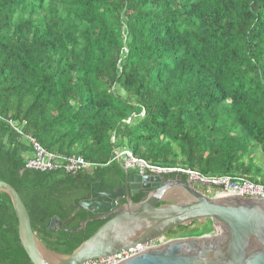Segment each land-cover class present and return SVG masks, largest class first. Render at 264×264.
I'll return each instance as SVG.
<instances>
[{"label":"trees","instance_id":"1","mask_svg":"<svg viewBox=\"0 0 264 264\" xmlns=\"http://www.w3.org/2000/svg\"><path fill=\"white\" fill-rule=\"evenodd\" d=\"M11 119L94 166L27 168L32 145ZM116 149L264 183V0H0V180L49 249L72 253L106 222L50 227L58 216L78 230L92 215L81 201L125 183ZM0 264H32L2 191Z\"/></svg>","mask_w":264,"mask_h":264},{"label":"water","instance_id":"2","mask_svg":"<svg viewBox=\"0 0 264 264\" xmlns=\"http://www.w3.org/2000/svg\"><path fill=\"white\" fill-rule=\"evenodd\" d=\"M122 168L126 172V187L115 192L101 191L92 200L81 201L80 208L94 215L82 221L78 230L67 228V221L58 216L52 219L51 228L64 227L70 232L84 230L89 221L106 219L69 254L46 246L33 229L20 192L0 180V191L11 197L20 242L32 264H82L161 240L178 226L207 219L213 223L211 232L206 233L209 228L201 235L199 232L168 239L118 264H264V198L210 196L180 177L165 181L162 173L141 174L123 165ZM141 189L149 193L135 203L132 197ZM122 198L125 202H121Z\"/></svg>","mask_w":264,"mask_h":264},{"label":"built area","instance_id":"3","mask_svg":"<svg viewBox=\"0 0 264 264\" xmlns=\"http://www.w3.org/2000/svg\"><path fill=\"white\" fill-rule=\"evenodd\" d=\"M14 129L27 138L33 149V157L27 163V168L36 170H60L64 169L66 172L76 173L80 170L89 169L94 166L93 163L88 162L81 155H72L65 157L56 152L47 150L41 142L31 135H25L22 127L18 126L12 119L9 120ZM115 159L120 161L126 169L130 171L139 172L141 174H170L173 172H181L187 175L188 181L193 185H202L206 187L203 193L210 196H228L238 195L244 197H251L256 199L264 198V183H258L251 179L240 175H219L209 176L201 172L188 168V167H160L151 164L145 159L136 157L132 151L115 150ZM166 241L164 238L161 240L150 242L148 244H138L135 247L124 249L111 256L93 259L82 264H118L140 252L145 251L151 246L158 245Z\"/></svg>","mask_w":264,"mask_h":264},{"label":"rangeland","instance_id":"4","mask_svg":"<svg viewBox=\"0 0 264 264\" xmlns=\"http://www.w3.org/2000/svg\"><path fill=\"white\" fill-rule=\"evenodd\" d=\"M196 187L200 191H204V192L206 191V187L205 186H202V185L198 184V185H196ZM206 222H207V220H204L202 222L201 221H196L191 226H187V225L178 226L176 229H174L172 231V234L174 236L182 237V236L189 235V234H196V233H199L201 231H204L206 229H209V228L213 227V224H210L209 222L206 223ZM166 235H165V238H164L165 240L171 239L170 237H167Z\"/></svg>","mask_w":264,"mask_h":264},{"label":"flooded vegetation","instance_id":"5","mask_svg":"<svg viewBox=\"0 0 264 264\" xmlns=\"http://www.w3.org/2000/svg\"><path fill=\"white\" fill-rule=\"evenodd\" d=\"M134 172V171H133ZM164 176V180L165 181H170V180H173V179H175V177H172L171 175H168V174H164L163 175ZM124 187H126V180H125V183L123 184V185H121L120 187H117V188H112V189H108V190H98V191H96V192H94L91 196H89L88 198H86V199H84V200H92L93 199V196L96 194V193H98V192H101V191H111V192H115V191H118L119 189H121V188H124ZM141 191H144L147 195H148V193H149V190H144V189H141L140 190V192ZM140 192H138V193H140ZM103 197V196H102ZM134 197V196H133ZM132 197V198H133ZM101 198V197H100ZM125 198H122V200H121V202H125ZM83 201V200H82ZM87 210V209H86ZM89 211V210H88ZM89 212H91V211H89ZM92 213V212H91ZM92 215H94L93 213H92ZM102 220H106V219H102ZM57 227V226H56ZM58 228V227H57Z\"/></svg>","mask_w":264,"mask_h":264}]
</instances>
